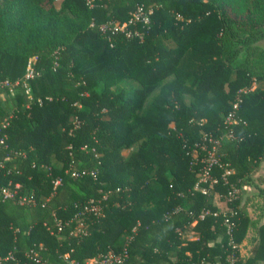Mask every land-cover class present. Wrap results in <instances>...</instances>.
<instances>
[{
	"label": "trees",
	"instance_id": "16d2710c",
	"mask_svg": "<svg viewBox=\"0 0 264 264\" xmlns=\"http://www.w3.org/2000/svg\"><path fill=\"white\" fill-rule=\"evenodd\" d=\"M89 1L0 0V264L264 260V221L239 259L257 221L237 191L228 200L264 156V69L238 50L264 27V0ZM139 5L149 22H129ZM117 21L126 30L102 31ZM210 137L232 171L215 166L205 193Z\"/></svg>",
	"mask_w": 264,
	"mask_h": 264
},
{
	"label": "rangeland",
	"instance_id": "374dc122",
	"mask_svg": "<svg viewBox=\"0 0 264 264\" xmlns=\"http://www.w3.org/2000/svg\"><path fill=\"white\" fill-rule=\"evenodd\" d=\"M57 7L60 6L61 0H54ZM245 34V33H243ZM241 34V38H248L247 41L238 46L239 53H242L245 49L246 59L250 62L252 68L259 72L264 69V62L261 59V56L264 53V27L246 33L245 35ZM241 55V54H239ZM31 63L35 64V57H32ZM127 81H134L133 79H128ZM264 84V83H261ZM157 92L155 90L148 98L147 102L151 100L152 96ZM194 153L197 155L198 150ZM240 198V208L246 212L252 220L257 221L254 227H250V231L247 237L243 240L241 244L238 245L239 249V259L243 261L252 254V248L257 243V230L259 222L264 221V156L260 160L259 164L254 168L250 174V180L246 183H242L241 188L237 189ZM214 201L222 206V209H227L226 198H221L219 194L214 196ZM259 221V222H258ZM186 237H193V231L188 229L185 232ZM238 258L237 255L232 253L229 256L230 264H235L234 262Z\"/></svg>",
	"mask_w": 264,
	"mask_h": 264
},
{
	"label": "built area",
	"instance_id": "2783aa9c",
	"mask_svg": "<svg viewBox=\"0 0 264 264\" xmlns=\"http://www.w3.org/2000/svg\"><path fill=\"white\" fill-rule=\"evenodd\" d=\"M91 2V0L89 1ZM153 8L149 7L148 9H145L143 5H139L137 9L132 13V16L129 19V22L136 23L137 21H142V22H149V15L152 13ZM127 23L126 22H114V24H109V23H104L101 25V29L103 32H107L109 29H114V30H126L127 28ZM127 34H130V31L127 29L126 31ZM36 74V70L34 69L33 64L31 63V60H29L26 72L24 74V79H28ZM3 85L6 86H11L12 82L9 81L8 79L2 81ZM28 91V89H27ZM232 116L228 115L227 119L229 121L231 120ZM210 140L213 142L211 147H205L203 145V149H205V156L201 159L202 161V166L201 170L198 173V180L196 182V188L202 190L203 192H208L210 188L218 182L217 176L213 174V168L215 166H220L224 169L223 175L226 177L227 174L231 173V169L228 168L227 164H224L220 158V155L218 153V144L219 141L212 139L210 137ZM84 173V172H83ZM93 173V172H92ZM74 175L79 174L73 173ZM95 175V173H93ZM59 179L55 180V184L59 183ZM18 185V184H17ZM3 193L5 196H11L13 193L10 189L8 188H3L2 189ZM237 189H231L228 191V200H231L234 197L235 192ZM95 208L96 207H91ZM231 215L235 216L237 215V211L234 209H230ZM225 224L227 225V230L229 233L232 232L233 226L235 225V222L231 219V217L226 218ZM128 253L127 251H122V252H114L110 251L107 254H104L100 257L97 258H92L87 260L84 264H125V260L127 257Z\"/></svg>",
	"mask_w": 264,
	"mask_h": 264
},
{
	"label": "crops",
	"instance_id": "0c3cea01",
	"mask_svg": "<svg viewBox=\"0 0 264 264\" xmlns=\"http://www.w3.org/2000/svg\"><path fill=\"white\" fill-rule=\"evenodd\" d=\"M216 204H217V203H216ZM217 205H218V204H217ZM218 206L220 207L221 210H226V209H222V206H220V205H218ZM193 237H194V235H193ZM254 247H255V246H254ZM254 247H253V248H254ZM253 248H252V249H253ZM252 252H253V251H252ZM256 264H264V260H261L260 262H258V263H256Z\"/></svg>",
	"mask_w": 264,
	"mask_h": 264
}]
</instances>
